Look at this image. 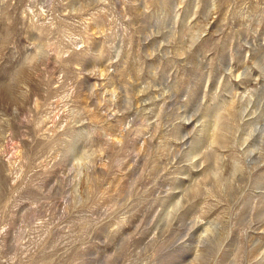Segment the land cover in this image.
<instances>
[{
	"label": "rangeland",
	"instance_id": "rangeland-1",
	"mask_svg": "<svg viewBox=\"0 0 264 264\" xmlns=\"http://www.w3.org/2000/svg\"><path fill=\"white\" fill-rule=\"evenodd\" d=\"M0 264H264V0H0Z\"/></svg>",
	"mask_w": 264,
	"mask_h": 264
}]
</instances>
